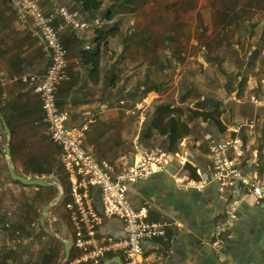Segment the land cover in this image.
Masks as SVG:
<instances>
[{"label": "crops", "instance_id": "crops-1", "mask_svg": "<svg viewBox=\"0 0 264 264\" xmlns=\"http://www.w3.org/2000/svg\"><path fill=\"white\" fill-rule=\"evenodd\" d=\"M40 1L48 14H51L56 7L67 8L66 1L73 3V0ZM99 22L98 19L95 23L98 25ZM73 32L67 27L60 34L62 42L69 51L70 80L60 87L58 102L62 109L70 112L69 126H81L89 121L91 125L94 123V125L100 123L111 125L112 128L104 136L98 137L101 151L97 156L118 165L119 168L132 165L138 158L136 142L134 140L125 142L127 136H124L122 141L121 134L114 131V127L121 121L119 111L113 108L102 111V105L105 103L98 100L99 87H95L87 79L88 68H82L78 63L80 52L91 49L93 33L90 30L80 34ZM261 38L262 32L259 40ZM259 49L261 52L264 50V43L254 48L255 51ZM49 65L50 52L34 36L32 23L30 21L21 23L12 2L0 0V86L8 100L7 106L0 108L4 113H0L11 132V153L16 172L27 178L54 179L60 182L57 167L54 166L60 165V149L44 135L42 125H36L41 121L42 110L40 100L35 94V87L31 83L22 82H8L3 85L1 81L5 76L10 79L24 76L40 78L45 75ZM255 97H252V101ZM234 99L236 100L235 95ZM252 104L257 106L254 102ZM249 122L238 121L239 126H245ZM0 123V129L4 132L1 120ZM249 132L256 133L255 128H250ZM254 142L255 139L249 144L256 150ZM5 145L6 142L4 148ZM182 145L183 149L194 150L201 157L200 160L193 162V166L203 171L212 170L208 154L201 151L196 143L194 146L184 140ZM33 157L49 159V162L41 169L38 167V170L51 169L53 173L41 177L31 173L26 175L30 169H34L31 165ZM180 168L179 164L173 161L169 173H156L129 189L128 198L135 208L145 207L146 204L152 206L151 222L169 223L165 238L148 241L144 245L146 262L148 264H264V200L242 197L237 219L231 221L228 216V201L225 202L220 198L218 186L211 184L204 191L199 192L177 184L173 178L175 174L184 181L190 178L187 170ZM60 184L62 185L61 182ZM227 196L232 200L235 194L228 192ZM48 198V194H43L40 205L49 204L55 197L51 201H48ZM95 208L101 213L97 191ZM52 216H54L53 211ZM52 218L54 221H61L60 217ZM61 222L64 225V228L60 229L63 239L71 238L68 218ZM56 226L58 227L57 224ZM100 233L121 236L124 234V225L118 220H106L100 227ZM220 242L224 244L223 249L219 248ZM109 256L112 257L104 259L102 264L109 260L113 261L112 264H126L124 256L120 254Z\"/></svg>", "mask_w": 264, "mask_h": 264}, {"label": "built area", "instance_id": "built-area-1", "mask_svg": "<svg viewBox=\"0 0 264 264\" xmlns=\"http://www.w3.org/2000/svg\"><path fill=\"white\" fill-rule=\"evenodd\" d=\"M10 1L19 15V21H30L34 36L50 52V65L43 77L24 76L10 79L5 76L1 81L3 85L8 82H22L31 83L35 87L43 114L36 125H42L44 135L60 149V165L67 181V193L65 192L63 200L68 199L65 207L72 227L69 229L72 249L75 251L74 258L68 264H102L107 256L115 254L124 256L126 264H148L144 257V245L148 241L165 238L169 223L151 222L152 206L146 204L145 207L135 208L128 198V192L131 186L146 181L156 173H169L173 161L179 164L181 170H187L190 177L184 181L175 174L173 178L177 184L199 192L211 184L218 186L220 198L228 201V216L231 221L237 219L242 197L264 200V176L260 177L257 173L260 165L257 163L258 149L255 150L238 136L240 127H235L220 140L208 141V157L212 168L208 171L192 165L199 158V154L191 149H183L175 154L173 160L159 148L138 147L137 160L122 168L100 159L95 146L88 141L91 122L81 126H69L70 112L59 107L57 102L60 87L70 80L69 51L60 34L67 27L77 34L84 33L89 30L90 25L78 12L66 7H56L48 14L40 0ZM7 101L0 86V108H5ZM254 103L264 106V102L258 99ZM103 109L108 108L103 106ZM139 109L146 111L145 106H139ZM143 120L144 113L138 120V127H141ZM255 125L253 120L245 126L254 129ZM190 165L196 176L188 169ZM96 191L100 199L101 213L95 208ZM228 192L235 194L232 200L228 199ZM106 220L121 221L124 234H101L100 227ZM223 247V242H220L219 248Z\"/></svg>", "mask_w": 264, "mask_h": 264}, {"label": "trees", "instance_id": "trees-1", "mask_svg": "<svg viewBox=\"0 0 264 264\" xmlns=\"http://www.w3.org/2000/svg\"><path fill=\"white\" fill-rule=\"evenodd\" d=\"M146 2L147 0H73L71 7L68 9L78 12L82 16V19L90 25L89 30L91 33H93L91 49H84L80 52L78 63L82 68H88L87 79L91 82V84L95 85V87H99L97 93L100 95V98L98 100L101 103H105L102 106L108 104L107 110L113 108L117 109L118 111L125 112L124 115L127 119H123V121L121 120L118 126L114 127V131L122 134L128 131L127 128H135V126H137L139 123L138 120L140 119V116L142 113H144V120L141 127H139V129L142 130L139 131L142 133L138 136L135 135L138 137L137 146L145 149L159 148L168 153L174 160L175 154L182 152L184 148L181 141H192L195 132V126L193 123L200 121L206 124L208 127L205 142L200 144L201 149L206 154H208V148L206 151L208 141L214 139L220 140L222 136L233 130L232 127H229L226 124L224 119L225 115L228 114L227 112L231 111V108L227 103L228 98L235 95V98L244 99L243 88L248 78V72L252 69H258L259 65L262 66L264 71V58L255 60L252 56V54L256 52L254 48L264 43V28L258 24V18L263 15L262 13H264V0H247L245 2H243V0L209 1L211 14L213 16H217V21H219L221 24L226 25V27L231 28L232 32L237 33L239 38L237 45L242 48L244 57L248 59L244 76L241 80H238V78H236V68L234 70H230L231 66L234 67L236 65V54H234V58L231 59L222 51H213L211 42H204L203 45L205 51L203 53L205 54L207 62L209 61L215 65L218 73L227 79V83L224 87L226 89V98L224 100L217 99L215 103H207V105H205L206 102L216 99L214 94L209 96L208 91L203 94L197 90L190 89L180 95L181 106H177L176 103L172 101L171 103L159 107L152 113L151 111L148 112L149 107L146 109V111L144 109H139V106L142 105V103L148 97H150L153 93L160 92L162 89L161 85H163V83H156L149 80V70L152 69V66H150V64L146 66V50H149V52L153 50V48L148 49L147 47V45L151 44V31L149 33V31L141 28L138 30L133 29L128 32H122L121 28L118 27L114 22L116 17H118L122 12L134 13L137 9L144 6ZM259 10H262V12H259ZM98 19L101 22L100 26H96L97 23H95ZM113 22L114 25H106ZM108 27L111 28L108 29ZM251 30L262 32V38L258 42V45H255L251 43L249 39H246V36L250 37L253 35ZM242 39H244L245 42H243ZM118 40H121L119 44H117ZM156 40L157 38H153L152 36V44ZM116 46H120V48H122L120 52L117 51ZM245 46H249L247 51L245 50ZM133 47L135 50L132 49ZM231 48L232 47L229 46V49ZM170 54V58L175 57L176 49L173 48ZM181 57L184 58L183 53H181ZM130 65H133L132 69H134V71L136 69V71L140 73L138 74L135 71L137 79L134 84H131V80L134 78L133 76L127 77L124 79V81H121L122 71L124 70L125 72L130 69ZM143 65L146 66L144 72L140 70L141 66ZM180 65L181 64L175 65V72L180 69ZM202 65L203 62L201 61L200 66L202 67ZM158 69L160 70L161 74H163L162 72H164V69L161 70L159 66ZM118 71L120 73V77ZM119 81L121 82L118 84ZM117 88L118 93L117 95L113 96V92ZM105 95L107 96L104 97ZM256 96L261 100H264L263 96ZM212 97L213 99H211ZM103 98L105 101L102 100ZM208 99L210 100L207 101ZM58 101L59 99L57 97V102ZM191 103L194 106H191ZM58 105L61 107L59 102ZM205 106L208 107L205 108ZM262 107L264 106H260V108ZM253 108L254 106L250 108L252 112H258V109L254 111ZM107 110L102 108V111ZM132 111L135 113H128ZM0 112L4 113L2 110H0ZM233 122L234 127L235 125L236 127L238 126V128L240 127L238 136H240L247 144H249L252 141L251 138L253 135L249 132L250 128L248 126H239V123L236 120ZM94 124L91 125L88 141L94 144L96 148V154H98L101 151L100 145L98 144V137L104 136L106 132L112 127L111 125L104 123H100V125ZM255 132L261 133L263 137L260 139H264V128H262L260 131L255 129ZM233 136H236V134L233 133ZM0 137L3 138L4 142H6L5 134L2 129H0ZM57 151L59 153V149H57ZM4 154L5 151L0 144V156L3 157L2 162L5 164L4 169L8 174L10 183L17 185L23 191L35 190L37 195L33 201V204L36 201H39V203L42 202L43 194L49 195L48 201H51L57 196L58 191L55 188L27 186L20 182L13 181L10 174L8 173L9 171L7 169ZM48 162L49 159L47 158H31V165L34 169H30L26 175L31 173L34 176L41 177L43 175H49L50 173L52 174L53 172L51 169L48 171L38 170V167L41 169L43 165ZM54 166L57 167L56 170L59 176L58 179L65 187V192L67 193L66 175L59 164ZM191 167L192 165L188 166V169L191 171V173H193V175L196 176L194 169ZM257 170L259 176L263 177V160H261ZM6 194L9 193L7 192ZM25 194L29 196L27 193H23L21 204H23L24 198L26 203L21 209V204L15 207L16 209H20L17 213L11 212L10 209L5 211L3 214L4 216H2L4 219H2L0 222V228L2 231H6L9 237L24 238L27 240L28 243L26 244V247H29V249L30 246L34 244V242L37 245L42 244L43 239L46 236L51 239L52 243H50L49 246L46 245V248L43 245L40 247L38 246L35 258L32 256L30 259L25 261V264H60L63 254L65 257V249L63 244L56 240L52 235L44 231L41 226L39 230H37L35 227L37 223L40 224L41 210L43 208L42 206L47 205V203H45V205L43 204L42 206L40 205L41 207H38L39 210L33 209L34 207L32 204V199L30 197L24 196ZM67 201V198L62 200L55 210L60 212L59 209L62 207V205L65 206ZM16 215L18 216V220L13 222V219L11 218L15 217ZM68 217L69 215H67L65 218L67 219ZM67 223L71 229L72 227L69 218ZM6 246L4 245L0 249V264H24L23 261H19L20 253L15 248L9 247V244ZM74 256L75 252L74 249H72L70 260H72ZM108 257L112 256H107L106 258Z\"/></svg>", "mask_w": 264, "mask_h": 264}, {"label": "rangeland", "instance_id": "rangeland-1", "mask_svg": "<svg viewBox=\"0 0 264 264\" xmlns=\"http://www.w3.org/2000/svg\"><path fill=\"white\" fill-rule=\"evenodd\" d=\"M209 1L212 0H147L146 4L137 9L134 13L122 12L114 20L115 24L121 28L122 32H128L133 29L138 30L141 28L149 31V33L151 31V44L147 45V47L148 49L153 48V50H151V52H149V50H146V66L148 64L152 66V69L149 70V80L156 83H163V85H161L162 89L160 90V92L153 93L142 103V105H140L141 108L142 106H145V109L149 107L148 112L151 111L152 113L159 107L171 103L172 101H174L177 106H181L180 95L190 89L197 90L198 92H202L203 94L208 91L209 96H211V94H214L216 99H213V96L211 98L213 100L211 101L210 99H208L207 101H210L206 102L205 105H207V103L213 104L217 101V99L224 100L226 98V89L224 87L226 85L225 82L227 81V79L220 73H218L215 65H213L209 61L207 62L205 54L203 53L205 51L203 45L205 41L212 43L213 51H222L231 59H233L234 54H236V65L234 67L231 66L230 70H234L236 68V78H238V80H241L244 76L248 59L244 57L242 48L237 45V41H239L238 35L237 33L232 32L231 28L226 27V25L221 24L219 21H217V16H213L211 14ZM245 1L247 0H243V2ZM71 5V1H66L67 8H70ZM259 12H262V10H259ZM262 14L263 15L258 18V24L264 28V13ZM114 22L106 25H114ZM100 24L101 22H99L98 25L96 24V26H100ZM109 28L111 27H108V29ZM251 33L254 35V37L253 35L250 37L246 36V39H249L251 43L258 45V42L260 41V32H256L253 30ZM152 36L153 38H157V40L153 44ZM242 40L243 42H245L244 39ZM120 41L121 40H118L117 44H119ZM228 45L232 48L229 49ZM173 48L176 49V54L175 57L170 58L169 56H171L170 53ZM248 48L249 46H245L246 51L248 50ZM116 49L118 52H120L122 48H120V46H116ZM132 49L135 50L134 47ZM232 49L234 50V52ZM181 53L184 54V58L181 57ZM252 56L255 60L263 59L264 50L261 52L259 49L254 54H252ZM201 61L203 62L202 67L200 66ZM178 64H181L180 69L175 72V65ZM130 66L131 68L127 71H122L121 81H124V79H126L127 77L133 76L134 78L131 80V84H134L137 79V75L135 74L136 69L134 71V69H132L133 65ZM146 66H141L140 70L144 72ZM158 66L161 70L164 69V72H162L163 74H161ZM262 69V66L259 65L258 69H252L248 72V78L243 88L244 99L236 98L235 100L234 96L228 98L227 103L231 108V111L227 112L228 114L225 115L224 119L226 124L229 127H232V129L235 128L233 122L234 120H242L245 122L255 120V129L257 131H260L262 128H264V107L260 108V106H255L254 104H252L256 99H258L259 101H264L256 96H263L264 99V71ZM137 73L140 74L139 72ZM118 74L120 77L119 71ZM121 81H119L118 84ZM257 87L259 88L258 90ZM117 93L118 88L113 92V96L117 95ZM106 96L107 95H105L104 97ZM254 96L256 97L252 101V97ZM102 100L105 101L104 98ZM191 106L194 105L191 103ZM253 106V109H258V112L254 113L251 111L250 108ZM207 107L205 106V108ZM118 114L120 115L122 121L123 119H127L124 115L125 112L119 111ZM193 125L195 126V132L192 141H187V143L193 145L196 143L200 150L203 151L200 147V144L202 142H205L208 127L206 126V124L200 121L193 123ZM127 130L128 131L121 134L122 141L124 139V136H127L125 142L129 143L134 140L137 144V136L142 133V130L139 129L138 125L133 129L127 128ZM262 137L263 136L261 133H254L251 138L252 140L255 139L254 146L258 149L257 163H259L260 158L264 162V139H260ZM183 142L184 140L181 141L182 144ZM0 144L5 151V142L1 137ZM200 158L201 157H199V159L197 160H200ZM2 159L3 157L0 156V222L2 221V219H4L2 216H4L3 214L5 213V211H8L10 209L11 212L17 213L26 203V200L24 198L23 204H21L23 193H27L29 195L27 196L25 194L24 196L30 197L32 199V204L37 195V192L35 190L23 191L17 185L10 183L8 174L4 169L5 164L4 162H2ZM7 192L9 194H6ZM1 199H3L4 202ZM19 204H21L20 209H16L15 207ZM33 207V209L39 210V208L41 207L39 201H36L33 204ZM55 209L56 207L51 210V220L54 216L57 219L60 217L59 220L61 221L66 220L65 217H67L68 215V210L66 209V207L62 205V207L59 209L60 212H57V210ZM52 211L54 216H52ZM17 218L18 216L16 215L11 219H13V222H16L18 220ZM61 221L52 220L50 224L53 225V227H55L57 224L59 229H63L64 225H62ZM40 226L41 225L37 223L35 227L37 228V230H39ZM27 243L28 241L24 238L9 237L8 233H6V231H2L0 228V249L4 245L6 246L7 244H9V247L15 248L20 253L19 261H23L24 264L25 261L30 259L32 256L35 258L38 246L40 247L43 245L46 248V245L49 246V244L52 242L51 239L46 236L43 239L42 244L37 245L34 242V244L30 246V249L29 247H26ZM63 262L64 254L63 257H61L60 264H63Z\"/></svg>", "mask_w": 264, "mask_h": 264}, {"label": "water", "instance_id": "water-1", "mask_svg": "<svg viewBox=\"0 0 264 264\" xmlns=\"http://www.w3.org/2000/svg\"><path fill=\"white\" fill-rule=\"evenodd\" d=\"M0 120L3 123V128L6 136V145H5V160L7 162V169L8 173L10 174L13 181L20 182L27 186H37V187H44V188H55L58 191L57 196L54 198L53 201H51L49 204L45 205L42 208V214L40 217V225L44 231L52 235L56 240H58L60 243L63 244L65 249V257L63 264H68L71 257V250L73 248L72 245V239L68 238L66 240L63 239V233L58 229L57 226L51 228L50 222L51 220V210L57 206H59V203L63 200L65 196L64 187L60 184L59 181L54 179H42V178H27L24 176H20L16 172L15 163L12 157L11 153V142H12V136L10 129L8 126H6V122L4 121V118L2 114L0 113ZM54 221V220H53ZM48 223L51 225L49 226ZM113 261L109 260L106 261L104 264H112Z\"/></svg>", "mask_w": 264, "mask_h": 264}, {"label": "bare ground", "instance_id": "bare-ground-1", "mask_svg": "<svg viewBox=\"0 0 264 264\" xmlns=\"http://www.w3.org/2000/svg\"><path fill=\"white\" fill-rule=\"evenodd\" d=\"M49 226H51L49 223H48ZM51 228L53 229V225L51 226Z\"/></svg>", "mask_w": 264, "mask_h": 264}]
</instances>
